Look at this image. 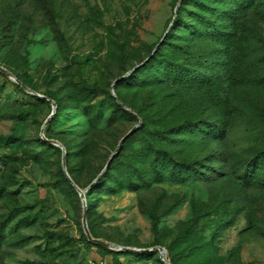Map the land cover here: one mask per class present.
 Here are the masks:
<instances>
[{"label":"rangeland","instance_id":"1","mask_svg":"<svg viewBox=\"0 0 264 264\" xmlns=\"http://www.w3.org/2000/svg\"><path fill=\"white\" fill-rule=\"evenodd\" d=\"M0 65V264H264V0H0Z\"/></svg>","mask_w":264,"mask_h":264},{"label":"water","instance_id":"2","mask_svg":"<svg viewBox=\"0 0 264 264\" xmlns=\"http://www.w3.org/2000/svg\"><path fill=\"white\" fill-rule=\"evenodd\" d=\"M148 58H146L145 60H147ZM141 63L135 65L133 68H136L138 67ZM0 70L2 72H4L6 75L8 76H11L13 78H15L12 73L7 70L5 67L1 66L0 65ZM16 79V78H15ZM20 84H22L19 80H17ZM27 90H29L30 92L36 94L37 96L41 97V98H45V99H48V100H51L50 97H48L47 95L43 94V93H40V92H37V91H34L32 89H30L29 87H27ZM52 101V100H51ZM55 104L53 103L52 101V110L50 111V113L46 116V118L44 119L43 121V125L41 127V134L44 135V126L47 124V122L52 118L53 114H54V111H55ZM135 128V126H133L131 130H133ZM128 134V133H127ZM127 134H125L122 139L119 141L118 143V148L120 147L121 145V141L127 136ZM50 142L58 147L61 148L62 150V157H61V164H62V168H63V171L64 173L66 174V176L69 178L71 184L74 186V188L76 189V191L78 192L79 196H80V199H81V205H82V214H81V224H82V228H83V231L84 233L86 234L87 238L93 242H96V243H101L105 246H110V247H118L119 249H129V250H133V251H146V250H149L150 248H135V247H129V246H123V245H116L114 244L113 242H108L104 239H101V238H98V237H94L89 228H88V225H87V203H86V198H85V190L83 188H81L80 186H78L74 181L73 179L70 177L69 173L67 172V169H66V164H65V148L64 146L58 142L57 140L55 139H49ZM112 157V155L110 156ZM104 169H102V171L99 173L101 174L103 172ZM158 250H159V253L161 255V257L163 258L164 256V249L163 247L161 246H157L156 247ZM164 259V258H163ZM165 264H170V262L168 260H165Z\"/></svg>","mask_w":264,"mask_h":264},{"label":"trees","instance_id":"3","mask_svg":"<svg viewBox=\"0 0 264 264\" xmlns=\"http://www.w3.org/2000/svg\"><path fill=\"white\" fill-rule=\"evenodd\" d=\"M177 13H178V10H177ZM142 65V64H141ZM43 94H45V93H43ZM46 95V94H45ZM41 98V97H40ZM42 99H45V98H42ZM51 120V119H50ZM49 120V121H50ZM48 121V122H49ZM47 122V123H48ZM47 125V124H46ZM56 146V145H55ZM58 147V146H57ZM65 153H66V150H65ZM64 157H65V155H64ZM66 164V163H65ZM66 169H67V167H66ZM187 170H189V168H188V164H186V169L185 170H182V168L180 167V166H177V167H175L174 168V170H173V172L170 174L171 175V177L173 178V179H177V180H179V181H185V179H186V174H185V172L187 171ZM67 172L69 173V171L67 170ZM66 175V174H65ZM69 175H70V173H69ZM70 177H71V175H70ZM72 178V177H71ZM73 179V178H72ZM73 181H74V179H73ZM75 182V181H74ZM76 183V182H75ZM77 184V183H76ZM78 185V184H77ZM79 186V185H78ZM86 203H87V199H86ZM171 264H172V262H171Z\"/></svg>","mask_w":264,"mask_h":264}]
</instances>
